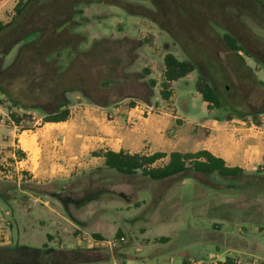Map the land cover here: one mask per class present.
<instances>
[{
	"label": "rangeland",
	"instance_id": "1",
	"mask_svg": "<svg viewBox=\"0 0 264 264\" xmlns=\"http://www.w3.org/2000/svg\"><path fill=\"white\" fill-rule=\"evenodd\" d=\"M17 2L0 0V22L11 19ZM254 3L257 11L241 14L237 17L239 26L234 27L246 49L238 53L241 57L227 51L214 35L201 37L203 45L216 49V61L198 59L192 71L169 84L167 99L160 95L163 56L170 52L182 60L187 55L176 38L175 24L151 17L155 10L151 0H90L78 5L63 26L84 36L81 48L91 50L88 63L94 66L95 79H108L100 97L112 103L125 100L146 104L147 112L152 107L148 113L168 112L173 120L166 131L173 142L169 149L180 151L198 145L188 142L192 134L199 137L207 133L198 131L195 125L204 118L221 120L229 116L256 124V119L261 122L264 117V0ZM195 31L206 33L203 29ZM16 36L10 33L1 37L0 46ZM19 44L5 58L0 55V63L2 59L4 64L11 62ZM201 75L210 79L223 98L220 108L208 109L202 100L196 88ZM150 79L155 80L154 86H150ZM75 94L90 102L78 91L67 94L69 102L76 100ZM0 100L7 108L0 113V246L41 247L44 242L54 249L98 246L88 253L95 261L74 264H191L218 262L226 256L238 264H264V188L257 187L252 178L187 170L152 180L140 172L125 175L94 167L63 181L62 191L75 201L91 197L84 203L70 202L65 210L48 196H36L55 189L59 180L36 183L22 177L15 159L18 149L6 143L10 137L6 123L12 121L10 111L21 115L25 110L12 106L2 94ZM26 112L28 116H22L20 127L33 129L35 121L43 123L42 112ZM167 160L159 159L154 165ZM44 199L49 200L48 210ZM53 217L59 220L61 236L52 234L48 242V229L43 223ZM80 220L91 230L82 232L75 224ZM30 226L41 227L42 232L37 237L27 236ZM90 231L103 240L88 242L86 238H93Z\"/></svg>",
	"mask_w": 264,
	"mask_h": 264
},
{
	"label": "trees",
	"instance_id": "2",
	"mask_svg": "<svg viewBox=\"0 0 264 264\" xmlns=\"http://www.w3.org/2000/svg\"><path fill=\"white\" fill-rule=\"evenodd\" d=\"M88 1L90 0H18L11 19L6 23L0 22V38L10 33L17 35L13 41L0 46V55L5 58L14 46L20 43L12 61L4 64L5 60L2 59L0 63V94L4 95L12 106L25 110L21 115L10 111L9 117L16 125H19L22 116H28L26 111L31 109L43 113V122L66 120L69 115L70 102L67 97L69 92L78 91L90 103L97 105L103 106L113 102L100 97L102 87L109 81L106 78L95 79L94 66L88 63L92 59L91 50L81 48L84 36L63 26L66 20L75 14L76 7ZM151 2L155 7L154 16L151 17L159 22L175 24L176 38L187 55V58L182 60L170 52L163 56L160 90L162 99H167L170 95L169 84L192 71L198 59L216 61V49L203 45L199 40L201 37L205 39L209 33L214 35L227 51L238 57H241L239 52L246 51L234 27L239 26L237 17L241 14L248 12L254 14L257 11L255 0H151ZM213 26L219 30L215 31ZM195 29H203L206 33L196 32ZM233 69L238 70V66L234 65ZM146 72L148 73V70ZM155 83V80H149L150 86H154ZM196 88L202 100L207 103L208 109L223 106L224 100L210 79L199 76ZM253 117L255 119L256 115L253 114ZM255 121L257 125L260 124L257 119ZM93 154L103 156L104 163L100 168L112 169L125 175L140 172L152 180H163L193 170L196 173L216 174L226 178L250 177L257 187L264 188V174L260 171L251 173L237 166H227L222 158L205 149L195 152L174 150L168 154L165 152L130 154L106 150ZM23 155V152L17 151V156ZM166 156L168 160L165 164L154 165L157 160ZM53 195L65 210L70 202L84 203L91 200V197H85L75 201L63 191L55 192ZM224 217L228 220L227 216ZM116 235L119 237L121 231L118 230ZM94 236L101 239L98 234ZM50 237L47 235L48 240ZM97 248L98 246L91 249H54L47 243H43L41 247L0 246V264L86 263L96 260L88 253ZM48 254L50 256L46 260ZM217 264L238 263L226 256L224 261Z\"/></svg>",
	"mask_w": 264,
	"mask_h": 264
},
{
	"label": "crops",
	"instance_id": "3",
	"mask_svg": "<svg viewBox=\"0 0 264 264\" xmlns=\"http://www.w3.org/2000/svg\"><path fill=\"white\" fill-rule=\"evenodd\" d=\"M76 95L78 94H75L76 100L70 101L66 120L43 123L35 121L33 129H22L13 121L6 123L7 133L10 135L7 145H14L24 154L23 157L16 155L15 158L21 167L22 177H28L36 183L59 180L55 189L35 194L38 198L42 195L48 196L62 208V204L53 194L62 191L65 187L63 181L79 172L103 167V156L94 155V152L111 150L130 154H168L174 150L179 151L169 149L173 142L166 136V131L173 125V120L168 112L159 110L148 113L146 104L126 103L125 100L102 106L79 99L80 96ZM1 104L0 113L3 109L7 110ZM195 125L198 131L206 130L207 133L199 137L192 134L188 142L198 145L180 152L205 149L222 158L227 166L264 174V117L259 125L212 117L204 118ZM48 203V199L43 200L47 210L50 208ZM48 216L51 217L50 213ZM54 217L43 223L47 227L45 229H48L45 232L48 242L53 239L52 234L57 236L61 233L59 220ZM75 224L82 232L91 230L81 220ZM22 225L27 226V222ZM27 229V236L37 237L42 232L41 227L30 226ZM90 232L97 239L94 236L97 233ZM47 235L51 236L49 240Z\"/></svg>",
	"mask_w": 264,
	"mask_h": 264
},
{
	"label": "built area",
	"instance_id": "4",
	"mask_svg": "<svg viewBox=\"0 0 264 264\" xmlns=\"http://www.w3.org/2000/svg\"><path fill=\"white\" fill-rule=\"evenodd\" d=\"M152 110V107H148V112H150ZM87 239V241L88 242H90V241H92V242H94V243H98L99 241H102V240H98V239H94V238H86ZM219 261H224V260H218V262ZM236 261V260H235ZM237 262V261H236ZM191 264H217V262H215V261H208V262H198V261H196V262H192Z\"/></svg>",
	"mask_w": 264,
	"mask_h": 264
}]
</instances>
